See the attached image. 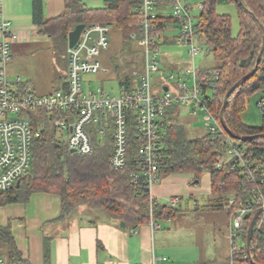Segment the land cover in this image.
<instances>
[{
  "label": "trees",
  "instance_id": "16d2710c",
  "mask_svg": "<svg viewBox=\"0 0 264 264\" xmlns=\"http://www.w3.org/2000/svg\"><path fill=\"white\" fill-rule=\"evenodd\" d=\"M219 1L202 0L203 8L197 15L198 31L203 35L202 44L213 53L218 61L215 68L220 71L219 86L212 93L211 108L221 112L227 91L237 84L224 110V118L234 135L244 137L233 138L245 146L248 161L261 164L260 174H263L264 124L262 127L246 125L241 119V114L248 98L257 93L264 95V0H228L238 8L240 31L236 36L232 31L231 16L217 12ZM141 3L142 0H104V6L90 7L83 0H66L63 14L45 19L42 0H34L33 21L42 35H48L52 41L65 47V50H68L69 32L78 24L92 22L114 25L125 43L127 42V46L131 40L130 34L133 31L140 34L142 30L138 15ZM158 7L161 11L162 2L159 1ZM171 21V18L160 12L157 28L164 30ZM260 54L261 60L257 65ZM254 70L255 72L249 75ZM115 74L121 90H131L135 87L137 78L133 75L120 71L118 66L115 67ZM66 85L67 81L64 86ZM182 110V106L176 102L165 110L159 121L161 175L193 173L199 177L203 173H209L212 192L217 195L215 201L210 204L213 208L224 209L223 205L231 192H235L236 203L239 205L252 197L253 186L261 185L264 191V183L259 180L244 185L241 168H234L231 163L217 167L218 158L224 156L227 150L223 136L217 139H212L207 133L190 136L181 119ZM32 121L33 126L37 128L35 115ZM92 133L94 152L91 155L74 153L57 135L55 128L44 119L43 130L33 141L28 174L21 179L19 187L15 185L9 190L0 191V206L27 202L32 194L47 192L61 197L62 217L87 206L96 213L100 212L121 221H135L136 224L149 221L148 195L131 178L140 146L135 128H130L128 166L122 172H115L110 167V138L99 136L96 129ZM114 183L120 186L122 194H125L126 190L129 191V201L118 194ZM140 196L146 201L143 214H138L137 210L136 201ZM154 213L155 216L170 218L175 209L167 204H160L156 206ZM252 217L248 218V223L240 230L243 243L241 254L249 253L252 257L245 261L237 258L235 264H264V219L260 229L257 225L253 229L250 248L247 247ZM0 253L7 256L12 263L22 260L10 226L0 225Z\"/></svg>",
  "mask_w": 264,
  "mask_h": 264
},
{
  "label": "built area",
  "instance_id": "2783aa9c",
  "mask_svg": "<svg viewBox=\"0 0 264 264\" xmlns=\"http://www.w3.org/2000/svg\"><path fill=\"white\" fill-rule=\"evenodd\" d=\"M159 1L163 4L161 11L158 7ZM3 2L0 0V191L11 189L28 174L33 141L41 134L44 119L54 126L57 135L74 153L91 155L94 152L93 130L96 129L101 137L108 136L112 147L109 164L115 172H122L128 166L129 134L130 128L134 127L140 146L131 178L147 193L150 221L154 228L157 227L154 212L160 204L153 195V188L161 177L159 121L165 110L176 102L188 108L195 120L204 119L206 133L212 139L223 136L227 150L224 156L218 158L217 167L231 163L232 167L241 168L244 185L258 180L264 183V173L260 174L261 164L247 160L245 146L226 132L222 125L221 112L211 108L212 93L219 86L220 71L217 68L202 70L193 61V66L182 69L177 78L174 73L168 76L162 94L152 93L151 73L160 70L156 57L168 27L176 25L178 33L174 38L189 46L192 60L206 49L197 25V15L203 8V2L142 0L138 10L142 30L140 34L132 32L131 37L143 49L145 69L141 74L135 72V87L131 90L122 89L120 94H112L102 86L96 90L85 88L83 77L86 74L110 71L96 55L109 48L113 29L111 24H85L77 43L73 47L68 46L67 85L44 95L22 92L8 79L7 65L12 59L11 45L18 39V34L11 21L4 16ZM195 10L199 11L198 14ZM160 12L173 20L164 30L157 28ZM16 83H21L20 77ZM165 86L168 90H164ZM257 106L264 112V95L257 101ZM23 111L28 112L26 117L21 116ZM13 114L18 116L11 117ZM30 115L37 117V128L33 126V117ZM251 192L252 197L239 205L236 203L235 192H231L223 205L230 216L231 264H235L237 258L245 261L252 257L249 253L241 254L243 246L239 244L240 230L248 223V218L261 210L254 225V228L257 225L259 229L264 219L263 188L261 185L253 186ZM180 200L179 196L172 197L167 205L174 208ZM0 264L22 263H12L0 253Z\"/></svg>",
  "mask_w": 264,
  "mask_h": 264
},
{
  "label": "rangeland",
  "instance_id": "374dc122",
  "mask_svg": "<svg viewBox=\"0 0 264 264\" xmlns=\"http://www.w3.org/2000/svg\"><path fill=\"white\" fill-rule=\"evenodd\" d=\"M4 14L6 12L7 0H3ZM90 7L104 6V0H83ZM195 3H202V0H193ZM198 10L195 13L198 14ZM217 12L220 14L230 15L232 18V31L236 36L240 31V19L238 16V8L235 3L228 0H220L217 4ZM113 26L110 33V46L107 50H101L96 55V58L101 61L103 65L110 68L107 73L86 74L84 78L85 88L98 89L104 87L112 94H120L121 88L118 79L114 77L115 67L118 66L120 71L128 73L137 78V74L144 72V53L139 42L131 37L129 45L121 36L117 28ZM134 32V31H133ZM178 31L176 25L173 24L167 28L165 35L174 37ZM22 57L14 54L13 60L7 65V74L12 76H20L22 79L20 86H27L29 92L36 95H44L57 91L59 85L67 77L68 73V51L65 47L58 44L56 41L50 43L37 44L30 46L27 49L20 51ZM157 61L160 70L151 73V89L153 95H160L163 93V86L168 81V76L177 74L181 69H186L195 63L197 68H211L218 65L213 53L204 49L197 54L192 60L189 55V46L178 41L172 43L171 40H162L158 53ZM194 61V63H193ZM10 74H9V72ZM203 70V69H202ZM115 74V75H114ZM177 81V80H176ZM19 85L16 87L18 88ZM261 93H257L247 99L245 110L241 114L243 123L249 126L262 127L264 124V114L258 108L257 101L261 97ZM28 112H21V116L26 117ZM17 114L11 117H17ZM33 117L32 115H30ZM28 118V117H27ZM52 125V124H51ZM53 126V125H52ZM54 127V126H53ZM187 130L192 137H196L207 132L205 121L203 118L195 120L191 125H187ZM169 173H165L167 175ZM178 176L183 175L188 178L187 189L182 194V199L174 207L175 213L173 217L174 225L167 223L165 217L155 216L156 223L161 225V232H170L166 236L167 244L176 249L179 256H174L171 251H166L164 259H158L155 264H231L230 242L228 234V226L230 225V216L228 212L222 208H213L204 205L208 202L209 190L211 186V177L209 173H203L196 177L193 173H176ZM117 176V175H114ZM192 181V184H190ZM198 182V183H195ZM118 188V194L123 196L126 201H129V191L124 189L125 194L121 193V188L114 183ZM128 192V195H126ZM199 201L196 206L195 203ZM145 199L138 197L136 204L138 206V214H143L145 209ZM165 201H163L164 203ZM131 204L133 202H130ZM88 217L103 220L106 215L103 213H94L93 216ZM216 222V224H214ZM216 234V242L214 240ZM156 235V243L159 240ZM154 240V237H153ZM239 244L242 245L241 238ZM150 264H154L153 261Z\"/></svg>",
  "mask_w": 264,
  "mask_h": 264
},
{
  "label": "crops",
  "instance_id": "0c3cea01",
  "mask_svg": "<svg viewBox=\"0 0 264 264\" xmlns=\"http://www.w3.org/2000/svg\"><path fill=\"white\" fill-rule=\"evenodd\" d=\"M65 1L42 0L44 18L52 19L63 14ZM6 2L4 16L11 21L18 34V39L11 45V60L14 54L22 57L19 54L20 51L30 46L52 41L48 35H42L39 32L33 21L34 0H7ZM167 35L165 39L171 40L172 43L177 41L174 37ZM18 77L20 76L10 74L8 79L17 86L19 85L16 83ZM65 83L66 80L57 90L64 88ZM18 88L22 92L29 91L27 86L19 85ZM182 108L183 123L186 126L191 125L195 119L190 115L188 108ZM178 175L176 173L161 175L158 184L153 188V195L159 204H168V200L175 196L182 199L183 192L188 191V178ZM209 195L208 202L204 205L210 207L217 197L213 194L211 186ZM94 213H96L95 210L82 206L79 210L62 217V202L59 195L36 192L27 202L0 206V225L11 227L17 248L21 253L22 260L19 263L22 264H150L152 261L155 264L158 259H164L161 254L166 251H171L176 257L179 256L176 249L171 248L165 241L170 232L160 233L162 228L160 224L157 223V227L154 228L150 220L141 224H136L135 221H124L126 226L123 227L121 220L110 216H106L103 220L94 217L83 218L85 215L93 216ZM175 218L176 216L166 218L167 223L174 225ZM229 228L230 225L228 234ZM156 235L160 237L157 238L158 244ZM214 235L216 242V234ZM229 241H231L230 236Z\"/></svg>",
  "mask_w": 264,
  "mask_h": 264
},
{
  "label": "water",
  "instance_id": "95a60500",
  "mask_svg": "<svg viewBox=\"0 0 264 264\" xmlns=\"http://www.w3.org/2000/svg\"><path fill=\"white\" fill-rule=\"evenodd\" d=\"M240 1L242 2V0H240ZM251 14L255 17L254 13L251 12ZM84 27H85V24H78V25L75 26V28H73V29L69 32V35H68V45H69V47H73V46L77 43V41L79 40V38H80V36H81V33H82ZM262 27H263V26H262ZM263 49H264V28H263V45H262V50H263ZM260 60H261V54L259 55V58H258V61H257V65L259 64ZM254 72H255V70H254L253 72H251L249 75H252ZM236 86H237V84L234 85L232 88H230V89L227 91L226 95H225V98H224V104H223V109H222V111H221V121H222V125H223L224 129L226 130V132H227L228 134H230V135H231L232 137H234V138L236 137V138L244 139V137L236 136V135H234V134L231 132V130L229 129V127H228V125H227V123H226V121H225L224 114H223L225 108L227 107L229 97H230L232 91L234 90V88H235ZM164 90H168V87L165 86V87H164ZM71 152H73V150H71ZM20 184H21V180H18L17 183H16V186L19 187ZM260 212H261V210L257 211V212L254 214V216H253V218H252V220H251V222H250V226H249V229H248V237H247V247H248V248H250L252 231H253V229H254V225H255V223H256V220H257V218H258ZM121 226L125 227V226H126V223H125L124 221H122V222H121Z\"/></svg>",
  "mask_w": 264,
  "mask_h": 264
}]
</instances>
